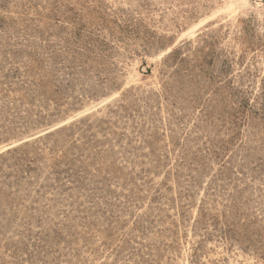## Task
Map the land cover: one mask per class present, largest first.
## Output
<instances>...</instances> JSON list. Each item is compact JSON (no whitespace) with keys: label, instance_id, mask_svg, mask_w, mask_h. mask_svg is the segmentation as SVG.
Returning <instances> with one entry per match:
<instances>
[{"label":"rangeland","instance_id":"rangeland-1","mask_svg":"<svg viewBox=\"0 0 264 264\" xmlns=\"http://www.w3.org/2000/svg\"><path fill=\"white\" fill-rule=\"evenodd\" d=\"M0 264H264V0H0Z\"/></svg>","mask_w":264,"mask_h":264},{"label":"bare ground","instance_id":"bare-ground-1","mask_svg":"<svg viewBox=\"0 0 264 264\" xmlns=\"http://www.w3.org/2000/svg\"><path fill=\"white\" fill-rule=\"evenodd\" d=\"M243 2H245V3H248V2H249V0H243ZM135 75H137V74H135Z\"/></svg>","mask_w":264,"mask_h":264}]
</instances>
